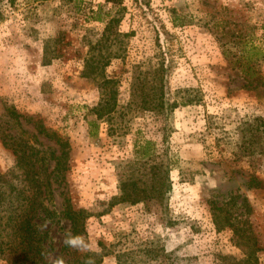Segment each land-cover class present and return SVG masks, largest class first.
<instances>
[{
	"label": "rangeland",
	"instance_id": "1",
	"mask_svg": "<svg viewBox=\"0 0 264 264\" xmlns=\"http://www.w3.org/2000/svg\"><path fill=\"white\" fill-rule=\"evenodd\" d=\"M121 2L0 0V173L31 186L24 169L42 178L44 161L21 163L14 149L48 159L50 210L38 206L35 220L45 232L44 264L61 255L70 207L83 211L89 251L106 254L101 264H256L245 254L256 242L264 264V190L250 185L253 175L264 179V154L242 148L244 130L264 118V0ZM113 17L124 36L102 45ZM116 48L121 56L104 71L117 81V110L92 136L102 89L84 76L86 60L94 54L102 64ZM161 63L167 100L189 89L197 102L166 114L128 107L133 88ZM47 131L69 142L58 180L52 153L61 147ZM137 137L152 139L169 162L171 188L159 203L112 204Z\"/></svg>",
	"mask_w": 264,
	"mask_h": 264
},
{
	"label": "trees",
	"instance_id": "2",
	"mask_svg": "<svg viewBox=\"0 0 264 264\" xmlns=\"http://www.w3.org/2000/svg\"><path fill=\"white\" fill-rule=\"evenodd\" d=\"M36 1V0H33ZM121 4V0H107ZM119 19L116 17L111 18L104 31L100 43L102 45L108 40L110 35L115 36V43L120 40L119 37L124 36L118 29L117 25ZM117 51L109 52V57L105 62L96 65V58L92 54L86 60V68L83 72L85 77L96 79L99 87L102 89V97L100 102L92 108V112L96 115L89 124L92 128L90 134L96 136V127H98L99 120H111L113 114L117 110V94L116 88L117 81L106 76L104 67L109 64L111 57L119 58L121 53L119 48ZM165 66L161 63L158 67L150 70L143 78L141 85L133 88L132 100L128 107L137 111L156 112L158 114H166L173 111L176 107L182 105L186 106L193 102H197L196 97L189 89H179L177 97L173 101L167 100V91L165 90ZM115 85V86H114ZM11 117L16 123L19 122V114L16 109L10 110ZM14 121V122H15ZM245 135H243L242 148L245 154L253 156L257 153L264 154V118H260L258 125L251 124ZM50 132V131H47ZM50 138L60 144L61 152L56 155L52 153V157L56 160V165L53 170L55 180L59 177H64V172L68 169L69 158V142L62 136L57 135L52 131L48 133ZM18 140L14 139L13 144H19ZM7 144V143H6ZM156 143L152 139L137 137L134 141V159L130 163V172L125 173L124 178L120 180L119 189L120 193L114 197L112 204L119 203H157L164 201L166 194L171 188L170 178V164L167 160L163 159L161 155L156 152ZM17 160L21 163L31 161V163L38 160L44 161L47 164V157L40 152L35 155L28 154L26 151L14 149ZM28 154V155H27ZM43 165L42 173L44 176L39 177L31 168L33 174L28 173V169H24L25 175L31 183L25 182L22 185H15L13 180H8L6 175L0 173V259L7 260L11 264H44L46 258V250L43 246L45 240V232L41 230L40 226L36 223V212L38 206H41L45 211H49L44 203L45 198L49 197L51 177L47 174L48 168ZM33 167V166H32ZM10 182L8 186L6 183ZM250 185L264 190V179H258L256 175L252 176ZM20 186V187H19ZM8 187V188H6ZM10 187V188H9ZM43 187L45 190H43ZM214 212L215 224L218 228H222L219 215L223 210L221 207H216ZM66 217L72 225L71 231L74 234L86 235L85 220L86 217L81 210H74L72 207L66 211ZM234 227L236 236L239 234V229ZM238 233V234H237ZM261 247L257 245L256 248H251L246 251V257H255L256 264H258L257 252ZM97 252H78L74 249L68 248L64 245L61 255L66 264H85L88 259L93 260L92 264H101L103 256ZM121 264V261H118ZM254 264V263H253Z\"/></svg>",
	"mask_w": 264,
	"mask_h": 264
},
{
	"label": "clouds",
	"instance_id": "3",
	"mask_svg": "<svg viewBox=\"0 0 264 264\" xmlns=\"http://www.w3.org/2000/svg\"><path fill=\"white\" fill-rule=\"evenodd\" d=\"M47 223H49V221H45L44 226H46ZM63 243L66 247L78 252L89 251V244L86 237L83 234H74L70 229L65 231ZM53 264H66V262L63 257H57L53 261ZM85 264H92L91 259L86 260Z\"/></svg>",
	"mask_w": 264,
	"mask_h": 264
}]
</instances>
